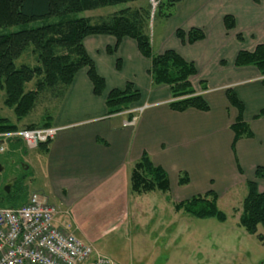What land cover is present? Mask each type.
<instances>
[{
    "label": "crops",
    "instance_id": "1",
    "mask_svg": "<svg viewBox=\"0 0 264 264\" xmlns=\"http://www.w3.org/2000/svg\"><path fill=\"white\" fill-rule=\"evenodd\" d=\"M187 3L184 0L169 19L178 23L173 36L178 29L188 32L197 28L206 39L193 46L178 40L174 46L162 43L158 48L152 40V46L157 55L174 50L195 63L198 75L191 80L192 85L204 96L208 112L172 111L170 88L153 86L148 74L151 61L141 55L134 40L125 38L110 55L108 49L115 48L116 39L93 36L85 40V47L107 83L105 94L94 95L88 70L83 69L63 99L48 96L45 113L37 123L24 124L49 122L60 129L47 150L41 147L32 151L40 184L33 193L43 194L55 205L59 210L55 223L60 227L71 224L85 243L96 241L101 232L129 231L134 222L142 228L150 227L149 231L158 229L154 216L157 205L147 210L141 197L148 194L131 193V172L144 154L168 174L170 191L163 195L172 196L169 209L178 216L174 203L210 191L217 194L218 204L226 198L236 201L243 198L242 191L247 192L248 182L264 186V180L256 178L257 168L264 169V116L256 119L264 112V86L255 67L235 66L240 52H254L264 45V0H191L192 6ZM199 15L203 21H199ZM227 15L236 20L232 32L224 26ZM127 83L141 92L137 106H150L137 116L133 127H124L132 116L128 113L107 115L109 92L124 89ZM203 86L207 91H202ZM228 89H233L245 105L244 120L253 133V138L241 139L235 145L231 126L238 111L227 99ZM47 116L51 119L46 120ZM11 146L21 148L19 143ZM183 176L189 182L180 186ZM178 186L183 190L179 191ZM140 215L148 220L138 218Z\"/></svg>",
    "mask_w": 264,
    "mask_h": 264
},
{
    "label": "trees",
    "instance_id": "2",
    "mask_svg": "<svg viewBox=\"0 0 264 264\" xmlns=\"http://www.w3.org/2000/svg\"><path fill=\"white\" fill-rule=\"evenodd\" d=\"M137 1L0 0V29L24 27L52 18L93 12ZM169 1L170 7L167 6ZM181 1H161L156 15L157 13L163 14L165 9L168 12L164 13L165 18L167 20L172 18L175 6ZM150 16L149 8L147 10L127 8L110 20H101L98 23H93L89 18H79L0 35V95L4 94V105L14 111L17 121L20 123L36 108L37 101L43 95H48L56 100L63 99L75 77L83 69L88 70L94 95L102 97L107 90V83L99 75L95 62L89 56L85 40L93 36H110L117 41L115 48L108 49L110 55L118 50L125 38H130L137 43L141 55L151 61L148 74L153 86L165 85L170 88L169 107L172 111L183 113L194 109L208 112L210 107L204 96L202 93H198L192 85L191 80L198 75L195 63L186 61L174 50H168L162 55L154 53L149 31ZM224 26L228 32L234 31L236 29L235 18L230 15L225 16ZM176 37L184 45H194L206 39L205 33L197 28L188 32L178 29ZM238 39L243 40L242 36H238ZM29 55L35 58L34 65L23 61ZM19 61H22L20 66L17 64ZM235 66L238 68L255 67L260 73L261 84L264 86V45H259L254 52H240ZM120 68L121 62L118 60L117 69ZM33 83H35V87L28 91L27 87ZM206 89V86L202 87L203 92L207 91ZM226 93L230 105L238 111V118L231 126L235 135V145L241 139L253 138V133L249 124L244 120L245 105L243 102L233 89H228ZM141 96V92L132 83H127L124 89L110 91L106 98L107 115L115 116L127 112L133 104L140 102ZM263 116L264 112H261L256 119ZM49 119L51 116H47L46 120ZM50 127L51 123L44 122L40 125L32 124L25 129ZM19 129V125L12 124L8 119L0 116V133ZM19 144L21 145V143ZM48 145L45 144L41 147H45L47 150ZM256 178L264 180L263 168H257ZM15 180L14 187L18 181ZM188 182L187 176H183L179 185L185 186ZM130 183L131 193L139 196L153 192L167 194L170 191L168 174L161 167L155 166L147 154H144L142 159L134 165ZM246 186L247 196L243 201L239 225L248 234L257 235L259 228L264 230V192H259L257 182H248ZM22 191L23 186L21 185L14 195L13 193L0 195V204L18 197ZM27 202L28 199L17 206L4 208H18ZM174 209L177 213L181 212L197 219L216 218L220 222L227 221L226 214L218 207V196L213 191L187 201L174 203ZM258 239L260 242H264L261 235L258 236Z\"/></svg>",
    "mask_w": 264,
    "mask_h": 264
},
{
    "label": "rangeland",
    "instance_id": "3",
    "mask_svg": "<svg viewBox=\"0 0 264 264\" xmlns=\"http://www.w3.org/2000/svg\"><path fill=\"white\" fill-rule=\"evenodd\" d=\"M161 1L163 0H159V5ZM183 1L175 6L173 16L176 14L177 7ZM187 2L188 6L191 0H187ZM169 4L170 1L167 2V6ZM159 5L154 7L150 0H138L135 3L118 5L93 12L52 18L24 27L0 29V35L79 18H89L93 23H98L101 20H110L117 13L127 8L133 10H147L149 8L151 10L149 31L155 48H158L162 43L167 47L174 46V42L179 40L176 36H173V30L178 27V23L175 20L169 22V19L165 18L164 13H168L165 9L163 14L157 13L156 15ZM198 17L199 21H203L202 15ZM34 59V57L29 55L23 61L34 65ZM21 62H17L18 66H20ZM197 80L195 83H197ZM34 87L35 83L30 84L27 90L30 91ZM46 98H48V95H43L37 101V106L31 114L18 123L14 111L4 105L5 97L4 94H1L0 116L8 119L12 124L21 126V128L19 127L20 129H25L30 126L24 125L25 123H37L40 115L45 113ZM141 107L143 106H137L136 103L128 111L137 110ZM23 125L25 128L22 127ZM20 147L19 149L15 147L9 148L7 153L0 157L2 167L8 166L10 162H14L17 166L12 172L9 171V174H12V178L18 180L17 185L12 187L11 193L13 195L16 194L19 187L23 186L22 194L14 197V199L11 198L12 200H8L6 203L0 204L1 208L17 206L23 203L40 186L38 179L39 170L36 168L37 163L34 156H32L33 150L27 149L23 144ZM178 190L183 189L178 186ZM259 192H264V186L259 188ZM175 193L176 191H174ZM243 194L245 197L243 196V198L236 201H230L229 198L220 201L218 207L227 216L226 222H220L216 218L197 219L181 212L178 216L173 209H169L171 205L168 202H171V195L169 198L163 193H149L141 197V200H143L147 210L153 208L154 204L157 205L154 216H156L159 223H157L158 229L153 228L149 231L148 228L150 227L142 228L139 227L137 222H134L132 227L130 226L129 231L101 232L98 234L101 236L96 241L88 244L118 264H264V242H260L258 239L260 235L264 238V230L259 228L257 235H250L239 225L243 200L246 198L247 192L242 191L240 196ZM138 218L147 219L144 215H140ZM160 219L161 221H159Z\"/></svg>",
    "mask_w": 264,
    "mask_h": 264
},
{
    "label": "built area",
    "instance_id": "4",
    "mask_svg": "<svg viewBox=\"0 0 264 264\" xmlns=\"http://www.w3.org/2000/svg\"><path fill=\"white\" fill-rule=\"evenodd\" d=\"M150 1L154 7L159 5V0ZM148 108L127 111L133 118L124 127H133ZM59 131L50 127L0 133V157L15 143L37 150L55 140ZM58 214V208L41 193L31 194L21 207L1 208L0 264H118L82 241L71 224L58 226Z\"/></svg>",
    "mask_w": 264,
    "mask_h": 264
},
{
    "label": "flooded vegetation",
    "instance_id": "5",
    "mask_svg": "<svg viewBox=\"0 0 264 264\" xmlns=\"http://www.w3.org/2000/svg\"><path fill=\"white\" fill-rule=\"evenodd\" d=\"M15 167H17L15 165V163L14 162H10V163H8V166L6 165L4 167V171L0 172V194L2 196H3V194L6 193L5 192V187H6L7 183H8V181L11 180V179H15V178H12V174H9V171L12 172L15 169ZM7 168H9V169H7Z\"/></svg>",
    "mask_w": 264,
    "mask_h": 264
},
{
    "label": "water",
    "instance_id": "6",
    "mask_svg": "<svg viewBox=\"0 0 264 264\" xmlns=\"http://www.w3.org/2000/svg\"><path fill=\"white\" fill-rule=\"evenodd\" d=\"M4 171V167L1 166L0 164V172ZM15 179H11L8 181L6 187H5V192L6 194H10L11 193V189L12 187L14 186V183H15Z\"/></svg>",
    "mask_w": 264,
    "mask_h": 264
}]
</instances>
